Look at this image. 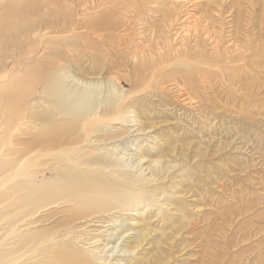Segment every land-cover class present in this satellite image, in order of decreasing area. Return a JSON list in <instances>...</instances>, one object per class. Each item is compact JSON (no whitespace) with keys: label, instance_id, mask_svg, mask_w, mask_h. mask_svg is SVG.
I'll return each mask as SVG.
<instances>
[{"label":"rangeland","instance_id":"obj_1","mask_svg":"<svg viewBox=\"0 0 264 264\" xmlns=\"http://www.w3.org/2000/svg\"><path fill=\"white\" fill-rule=\"evenodd\" d=\"M0 50V264H264V0H0Z\"/></svg>","mask_w":264,"mask_h":264},{"label":"bare ground","instance_id":"obj_2","mask_svg":"<svg viewBox=\"0 0 264 264\" xmlns=\"http://www.w3.org/2000/svg\"><path fill=\"white\" fill-rule=\"evenodd\" d=\"M14 31V30H13ZM15 32H16V30H15ZM5 43H3L2 45H4ZM1 45V46H2ZM11 48V50H13V48L12 47H10ZM6 50H2V52H5ZM0 52H1V50H0ZM14 52V56L16 57V50H14L13 51ZM2 58V56L0 55V59ZM2 60H3V58H2ZM14 69H16L17 68V60H16V58L14 59ZM5 68V66H1V68H0V71L1 70H3ZM110 83V82H109ZM16 87H17V83H16ZM89 96V95H88ZM16 98V95H14L13 97H11V95H9L7 98H6V100H5V105H4V108L2 109V104H1V101H0V116L2 117V116H5V115H8L9 114V112H10V106H11V104L13 103V100ZM87 98V97H86ZM79 99V101L80 102H78V103H81L83 100V102H86V101H88V100H90V99ZM53 100H55V101H58L60 98H59V96H58V94L56 95V94H54L53 95V98H52ZM52 100V101H53ZM67 101V100H66ZM14 105H16V103L14 104ZM85 105H88V103L87 104H85ZM61 107H63V111H64V113L65 114H68V115H71V112H72V107H70V105H66V103H61ZM77 108H79V107H77ZM17 115L16 114H14V117H16ZM33 115H31V117H32ZM34 117V116H33ZM11 129V128H10ZM9 129V130H10ZM8 130V129H7ZM17 137L18 136H16L15 137V139H17ZM35 142V140H33V141H30L29 142V144H27L26 146H27V148L28 147H30V145H31V143H34ZM0 143H1V139H0ZM2 149H1V147H0V151H1ZM4 153L5 152H8V151H3ZM17 153V151H13L12 152V154H16ZM44 154V153H43ZM6 168L5 167H1L0 166V171L1 170H5ZM121 237H123V236H121ZM110 239V238H109Z\"/></svg>","mask_w":264,"mask_h":264}]
</instances>
